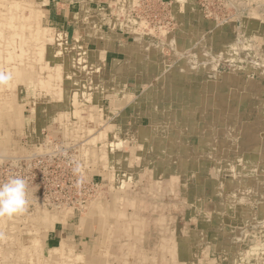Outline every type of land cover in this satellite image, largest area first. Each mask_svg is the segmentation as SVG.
<instances>
[{
	"label": "crops",
	"instance_id": "0c3cea01",
	"mask_svg": "<svg viewBox=\"0 0 264 264\" xmlns=\"http://www.w3.org/2000/svg\"><path fill=\"white\" fill-rule=\"evenodd\" d=\"M134 1L140 0H40V21L56 41L86 53L91 77L105 83L101 102L114 119L127 114L131 98L152 88L175 126L189 125L183 138L179 129L167 134L174 142L179 138L171 154L163 152H170L167 141L146 128L125 135L129 155L157 151L154 167L143 163L165 186L163 201L175 206L173 216L190 219L186 229L179 220L176 225L185 236L178 240L179 257L186 251L190 263L217 262L211 250L219 236L210 235H221L219 242L232 244L228 249L238 254L236 264H264V50L259 65L248 61L245 49L236 56L234 47L245 40L264 42L260 21L245 12L251 8L244 0L226 2L237 5L235 20L227 23L206 19L199 0H170L179 28L161 43L122 16ZM225 1L223 9L231 12ZM136 5L129 6L131 15ZM82 70L85 76L90 72Z\"/></svg>",
	"mask_w": 264,
	"mask_h": 264
},
{
	"label": "rangeland",
	"instance_id": "374dc122",
	"mask_svg": "<svg viewBox=\"0 0 264 264\" xmlns=\"http://www.w3.org/2000/svg\"><path fill=\"white\" fill-rule=\"evenodd\" d=\"M11 2L20 5L14 7ZM205 2L207 9L199 3L198 10L206 19L221 23H227L230 18L235 20L237 5L233 9L234 5L229 6L226 0L225 7H230V12L223 9L224 0ZM244 2L251 8L245 12H251L249 14L260 21V33L264 35V0ZM0 5V69L14 76L8 89L0 88V163L9 158L44 151V145L37 142L42 133L46 132L65 145H74V158L80 161L83 176L90 183H96V189L90 194L92 196L81 209H47L37 201L30 204V200L23 214L0 218V260L4 264H194L190 263L193 261L189 262L186 251H181L183 258L179 257L178 240L180 243L183 234L176 232L179 221L186 229L190 219L179 220L173 216L175 206L163 201L162 188L165 186L158 181L154 170L144 164L152 162L154 167L159 161L157 151L151 150L145 156L140 151L135 154L132 150L130 155L125 151V135L137 128L139 132L146 128L144 130L147 133H158L160 140L167 141L166 146L170 152L166 148L163 152L171 154L172 144L177 145L179 138L174 142V136L167 137V134L179 129L180 137L183 138L188 133L189 125L181 122L180 126H175L171 120L172 112L168 113L166 108L159 106L156 90L152 88L143 97L131 98L127 114L114 119L108 107L101 102L103 99L99 92L105 83L96 82L91 77L94 67L86 64V53L73 45L66 46L62 41H56L53 37L55 33L51 31L35 36L34 31L38 29L36 25L45 26L40 21V0H0ZM7 5L11 6L10 9ZM133 5H136L135 1L122 10V16H126L125 19L138 33L165 43L178 30V17L172 5L169 7V16L174 23L160 29L154 24L158 18L163 19L162 16H156L154 22L147 24L130 14L129 6L131 8ZM32 8L37 10L33 12ZM147 10H151L149 4ZM29 11L31 17L26 19L30 15ZM159 11L152 13L158 14ZM8 12L18 15L10 19ZM36 13L39 15L35 19ZM6 21L20 26L22 22V25L30 24V29L24 25L15 31L19 34L11 38L14 29L11 31L10 28L13 25ZM236 23L238 26L239 21ZM20 44L23 47L22 57L17 56L20 54ZM40 45H43V49L39 48ZM234 47L236 56L239 50L245 49L250 54L248 61L259 64L261 59L257 55L260 50H264V42L245 40L234 42ZM62 50L65 52L61 54ZM83 66L89 67L91 73L85 76ZM98 132L105 134L99 137ZM34 135L39 137L34 139ZM184 144L181 143L183 148ZM181 155L184 158L183 153ZM44 216L53 217L52 227L44 223ZM210 226L215 227L216 224ZM73 231L77 235L74 236ZM210 236H219L211 253L220 258L211 264H236L238 254L228 249L233 245L221 244V235ZM53 247H58L59 251H54ZM220 254L221 257L228 256L224 259L225 263ZM232 257H236L234 261H237L232 263Z\"/></svg>",
	"mask_w": 264,
	"mask_h": 264
},
{
	"label": "built area",
	"instance_id": "2783aa9c",
	"mask_svg": "<svg viewBox=\"0 0 264 264\" xmlns=\"http://www.w3.org/2000/svg\"><path fill=\"white\" fill-rule=\"evenodd\" d=\"M151 1L153 0H140L132 13L147 24L154 22L156 16H162L163 19L158 18L154 24L157 29L173 24V18L169 16L171 1ZM203 2L205 0H199L203 8L207 9V2ZM148 4L151 10H147ZM155 5L157 7L153 9ZM158 10H160L158 14L152 13ZM44 133L37 142L41 146L44 145V151L9 158L0 163V182L9 176H21L27 181V200H31L30 204L37 201L47 209H81L92 196L90 194L96 189V183H90L83 176V167L80 161L74 158V145H65L59 139ZM33 137L37 139L39 136Z\"/></svg>",
	"mask_w": 264,
	"mask_h": 264
},
{
	"label": "clouds",
	"instance_id": "9594fccd",
	"mask_svg": "<svg viewBox=\"0 0 264 264\" xmlns=\"http://www.w3.org/2000/svg\"><path fill=\"white\" fill-rule=\"evenodd\" d=\"M11 73L0 70V88L11 82ZM27 181L21 176H9L0 182V218H12L27 211Z\"/></svg>",
	"mask_w": 264,
	"mask_h": 264
},
{
	"label": "bare ground",
	"instance_id": "6f19581e",
	"mask_svg": "<svg viewBox=\"0 0 264 264\" xmlns=\"http://www.w3.org/2000/svg\"><path fill=\"white\" fill-rule=\"evenodd\" d=\"M2 1V0H1ZM11 1V0H10ZM3 2H5V1H3ZM3 2H1V4L2 5H4L5 6V4L3 3ZM12 3V6H14V7H16V5H20V3H17V2H11ZM17 3V4H16ZM2 5H0V7H2ZM8 6V5H7ZM26 6V5H25ZM24 6V7H25ZM9 7V6H8ZM11 7V6H10ZM10 7H9V9H10ZM21 6H19V8H20ZM8 9V8H7ZM28 9V8H27ZM33 9V12L35 11V10H37V9H34V8H32ZM24 10V9H23ZM8 11V10H7ZM11 11V10H10ZM31 11V10H30ZM29 11V12H30ZM40 11V10H39ZM1 12H3V11H1ZM20 12V11H19ZM25 12V11H24ZM42 13V12H41ZM2 14V13H1ZM8 14L10 15L8 18H10V19H13V17H15L16 18V15H18V14H16L15 16L13 15V14H11V12H8ZM22 14V13H21ZM6 15V14H5ZM22 15H24V14H22ZM27 16H28V13L26 14ZM38 13H36L35 14V19L38 17ZM42 15V14H41ZM25 16V15H24ZM4 17V16H3ZM18 17V16H17ZM26 17V16H25ZM31 17V12H30V15L28 16V17H26V19H29ZM0 18H1V16H0ZM3 19V18H2ZM9 19V20H10ZM19 19L21 20V17H19ZM22 19H23V17H22ZM8 20V19H7ZM16 20V19H15ZM3 21H4V19H3ZM17 21V20H16ZM19 21V20H18ZM27 21V20H26ZM25 21V22H26ZM36 21V20H35ZM31 22V21H30ZM4 23V22H3ZM6 23H7V21H6ZM10 25H13L10 21L8 22ZM7 23V24H8ZM27 23H28V21H27ZM26 23V24H27ZM23 24V22L21 23V26H20V24L19 25H13V28H10V30L11 29H14L13 30V33L11 34L12 36H11V38H13L14 37V34L16 35L17 33L15 32L17 29H22L21 27L23 26L24 27V25H22ZM34 24V23H33ZM38 24V23H37ZM56 24V23H55ZM3 25V24H2ZM9 25V26H10ZM28 25H30V24H28ZM28 25L26 26V27H28ZM7 26V25H6ZM15 26V27H14ZM35 26V25H34ZM37 26V28L38 29H36V31H34L35 32V36L36 37H39L38 35H45V32L46 31H51V33L53 34L54 32L51 30V29H49V27L47 28V27H41V26H39V25H36ZM29 28V27H28ZM56 28V27H55ZM30 29V28H29ZM34 29V28H33ZM1 31V30H0ZM12 31V30H11ZM23 31V30H22ZM27 31V30H26ZM63 31V30H62ZM18 32V31H17ZM24 32V31H23ZM3 33V32H2ZM6 33V32H5ZM9 33H11V32H9ZM66 33V32H65ZM7 34V33H6ZM19 34V33H18ZM17 34V35H18ZM0 36H2V35H0ZM7 36V35H6ZM23 36V35H22ZM30 36V35H29ZM8 37H10L9 36V34H8ZM30 37H32V35L30 36ZM53 37H55V35H53ZM21 38V37H20ZM28 38V37H27ZM47 38V37H46ZM49 38V37H48ZM0 39H2V38H0ZM17 39H19V37H17ZM24 38H22V39H20V40H23ZM51 39V38H50ZM8 40V39H7ZM6 40V41H7ZM30 40V39H29ZM32 40V39H31ZM61 40V39H60ZM4 41H5V39H4ZM13 41V40H12ZM25 41V40H24ZM39 42H40V40H38ZM1 42V41H0ZM20 42V41H19ZM27 42V41H26ZM37 43V42H36ZM55 43V42H54ZM7 44H9V43H7ZM29 44V43H28ZM40 44V43H39ZM24 45V44H23ZM26 45H27V43H26ZM30 45V44H29ZM37 45V44H36ZM241 45V44H240ZM0 46H1V44H0ZM19 46V45H18ZM8 47V46H7ZM13 47V46H12ZM35 47V46H34ZM5 48H6V46H5ZM13 48H15V47H13ZM18 48H20V54H18L17 56L19 57H22V45L20 44V47H18ZM26 48V47H25ZM39 48H41V49H43V45H40L39 46ZM239 48V47H238ZM12 49V48H11ZM60 49V48H59ZM7 50H8V48H7ZM17 50V49H16ZM29 50V49H28ZM41 51V50H40ZM7 52V51H6ZM10 52V51H9ZM28 52V51H27ZM6 54V53H5ZM10 55V54H9ZM13 55V54H12ZM11 55V56H12ZM16 55V54H15ZM5 56H7V55H5ZM4 57V56H3ZM13 57H14V55H13ZM5 61V60H4ZM3 61V62H4ZM28 64V63H27ZM26 64V65H27ZM31 64V63H30ZM80 64V63H79ZM12 65V64H11ZM15 65V64H14ZM82 65V64H81ZM0 66H1V64H0ZM4 66V65H3ZM10 66V65H9ZM13 66V65H12ZM17 66V65H16ZM29 65H27V67H28ZM53 66V65H52ZM5 67V66H4ZM33 67V66H32ZM48 67V66H47ZM11 68H13V67H11ZM60 68V67H59ZM104 68V67H103ZM14 69H15V67H14ZM1 70V69H0ZM9 70V69H8ZM5 71V70H4ZM14 73H16V71L14 70L13 71ZM97 72V71H96ZM13 76V75H12ZM14 77V76H13ZM11 81H12V79H11ZM42 83L44 82L43 80H40ZM44 84V83H43ZM12 85V84H11ZM13 86V85H12ZM9 87V86H8ZM8 87H7V89H8ZM5 88V87H4ZM3 89V88H2ZM1 96V95H0ZM2 97V96H1ZM222 98V97H221ZM222 100H223V98H222ZM4 106V105H3ZM2 108V107H1ZM101 129V128H100ZM100 131H102V130H100ZM104 132V131H103ZM99 133V132H98ZM101 133V132H100ZM100 133L98 134L99 135V137L100 136H102L103 137V134H105V133H101V135H100ZM95 136H93L92 138H94ZM40 145V144H39ZM39 151V150H38ZM3 155V154H2ZM185 175V174H184ZM183 179V178H182ZM57 215V214H56ZM52 219V220H51ZM43 220H45L44 221V223L46 224V225H48V226H50V227H52L53 226V224H54V221H53V217H51V218H47L46 216H44V219ZM58 242V241H57ZM56 249H58V247H53V250L54 251H56ZM191 250V249H190ZM58 251H59V249H58ZM42 252H43V250H42ZM64 254V253H63ZM54 255V254H53ZM49 255H47V257H48ZM57 257V256H56ZM59 257V256H58ZM58 262V261H57Z\"/></svg>",
	"mask_w": 264,
	"mask_h": 264
}]
</instances>
